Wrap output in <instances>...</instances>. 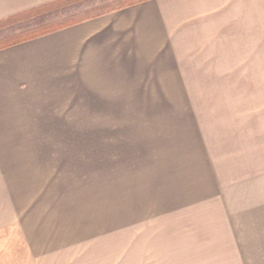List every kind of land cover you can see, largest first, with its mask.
Here are the masks:
<instances>
[{"label": "rangeland", "instance_id": "1", "mask_svg": "<svg viewBox=\"0 0 264 264\" xmlns=\"http://www.w3.org/2000/svg\"><path fill=\"white\" fill-rule=\"evenodd\" d=\"M124 1L85 0L5 25L0 28V40L41 23L79 20ZM213 60V65L186 66L192 73L207 69L215 79L183 82L189 90L183 97H127L120 95L126 90L118 82L115 97L94 96L95 90L87 88L79 94L74 84L1 103L0 252H24L21 212L42 206L53 210L55 222H62L55 229L63 237V247L74 234L87 243L106 235L94 247L118 244L125 250L129 242L119 236L125 235L126 228H140L138 236L143 238L137 243L143 252L103 255L97 257L101 264H264V209L253 208L264 201V63L229 65L223 61L232 59ZM261 60L264 62V54ZM220 76L231 79H218ZM173 83H163L167 94L177 93ZM104 103L116 105L117 112H103ZM177 104L196 106L215 153H221L216 167L231 183L225 188H229L228 194L219 197L225 204L222 219L215 210L212 224L203 222L209 217L196 218L197 224H181L177 206L157 202V162L151 161L149 169L148 163L142 166L143 143L152 145V138L157 140L161 131L158 121L168 120V114L149 110ZM125 105H133L134 111L123 112ZM161 185L166 190L175 187L177 178L164 179ZM110 187L118 191L113 193L118 203L125 199L120 187L145 188L154 203L128 211L114 208ZM41 196L48 203H40ZM141 218L144 223L136 225ZM113 232H119L118 241L111 236Z\"/></svg>", "mask_w": 264, "mask_h": 264}, {"label": "crops", "instance_id": "2", "mask_svg": "<svg viewBox=\"0 0 264 264\" xmlns=\"http://www.w3.org/2000/svg\"><path fill=\"white\" fill-rule=\"evenodd\" d=\"M49 1L0 0V19ZM263 50L264 0H144L0 49V104L7 99L45 95L54 86L74 84L79 94L87 88L95 90L94 96L115 97L119 95L118 82L124 83L126 90L120 95L127 97H183L189 93L183 82L215 79L205 72L207 69L188 72L189 66L213 65V58L232 59L223 61L229 65L262 64ZM167 81L174 82L177 93L165 92L163 83ZM123 107V112L134 111L133 105ZM102 108L105 113L117 112V106L111 103H104ZM149 112L168 114V120L157 123L161 130L157 140L152 138V145H142V166L148 163L149 169L151 161L158 164V204L177 206L183 225L197 224L198 217H209L203 222L212 224L216 214L222 219L225 204L219 197L228 194L231 183L216 167L221 153H215L213 139L199 122L196 106L177 104L151 108ZM175 178V187L166 190L161 185L164 179ZM245 180L243 177L241 182ZM119 191L125 194L120 203L113 195L118 191L109 188L114 208L128 211L154 203L145 188L120 187ZM47 201L45 196L40 197V203ZM253 208L264 209V201ZM21 216V240L26 248L24 252H0V264H101L97 257L103 255L143 252L137 243L143 238L138 236L139 227L126 228L121 236L111 233L117 241L119 236L129 242L125 250L118 244L94 247L106 235H97L87 243L83 236L74 234L63 247V237L55 229V224L62 222H55L52 209L32 206Z\"/></svg>", "mask_w": 264, "mask_h": 264}, {"label": "trees", "instance_id": "3", "mask_svg": "<svg viewBox=\"0 0 264 264\" xmlns=\"http://www.w3.org/2000/svg\"><path fill=\"white\" fill-rule=\"evenodd\" d=\"M82 1H85V0H52V1L43 3V4L31 7V8L25 9V10L19 11L17 13L8 15L4 18H1L0 28L5 25L13 24V23H16V22H19V21H22L28 18L42 16L43 14H46L48 12H52V11L58 10L66 6L80 3ZM141 1H144V0H125L124 2H122L120 5H118L115 8L102 11V12H98L93 15H89L84 18H81L79 20H68L64 23H57V22L49 23V24L41 23L36 27L29 28L20 33H17V34L1 39L0 49H4L6 47H10V46L22 43L30 39H34L36 37L57 31L64 27L77 24L83 20L90 19V18L105 14L113 10L122 9L126 6H129V5L141 2Z\"/></svg>", "mask_w": 264, "mask_h": 264}]
</instances>
